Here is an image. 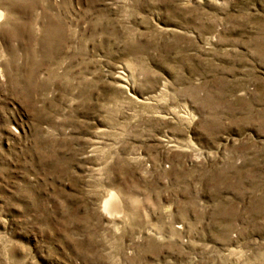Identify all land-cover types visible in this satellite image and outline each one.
<instances>
[{"label": "rangeland", "instance_id": "1", "mask_svg": "<svg viewBox=\"0 0 264 264\" xmlns=\"http://www.w3.org/2000/svg\"><path fill=\"white\" fill-rule=\"evenodd\" d=\"M0 264H264V0H0Z\"/></svg>", "mask_w": 264, "mask_h": 264}]
</instances>
